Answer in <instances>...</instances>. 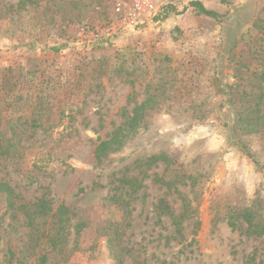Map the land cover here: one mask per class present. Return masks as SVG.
Returning <instances> with one entry per match:
<instances>
[{"label":"rangeland","instance_id":"obj_1","mask_svg":"<svg viewBox=\"0 0 264 264\" xmlns=\"http://www.w3.org/2000/svg\"><path fill=\"white\" fill-rule=\"evenodd\" d=\"M238 1L0 0V264H264V6L227 35Z\"/></svg>","mask_w":264,"mask_h":264},{"label":"trees","instance_id":"obj_2","mask_svg":"<svg viewBox=\"0 0 264 264\" xmlns=\"http://www.w3.org/2000/svg\"><path fill=\"white\" fill-rule=\"evenodd\" d=\"M192 6L196 7L202 14L206 15V16H209V17H212V18H217V15L214 13V12H211V11H207L200 3L198 2H195L192 4ZM173 7H171V5L169 4H166L164 6L161 7V10L159 11V13L154 16V21H157V20H163L165 19L166 17H168V15L173 12ZM106 147V143L105 142H101L96 150H95V153L96 155L99 157L100 156V153L103 152V150L105 149ZM165 161L166 158L164 156H153L151 157L150 159H148V161L154 163V162H158V161ZM0 193L1 194H5L8 198L12 196V190L4 183H1L0 182ZM40 213L41 214H46V203L42 200L40 201ZM243 218H244V221L245 223L248 225V229H251L252 233L253 234H256L258 236H261L264 238V225H256V224H253V221L250 217V214L249 213H245L243 215ZM234 219V216L233 214H230L228 216V221H230V225H234L233 223H231V221Z\"/></svg>","mask_w":264,"mask_h":264},{"label":"flooded vegetation","instance_id":"obj_3","mask_svg":"<svg viewBox=\"0 0 264 264\" xmlns=\"http://www.w3.org/2000/svg\"><path fill=\"white\" fill-rule=\"evenodd\" d=\"M264 6V0H239L237 4L232 8L233 15L237 12L240 14V19L235 16L226 20L224 24L229 28L227 35L237 27L239 21H245L248 18H253L254 14Z\"/></svg>","mask_w":264,"mask_h":264},{"label":"built area","instance_id":"obj_4","mask_svg":"<svg viewBox=\"0 0 264 264\" xmlns=\"http://www.w3.org/2000/svg\"><path fill=\"white\" fill-rule=\"evenodd\" d=\"M130 23L139 22L147 14L158 11L162 6L169 3V0H128Z\"/></svg>","mask_w":264,"mask_h":264},{"label":"water","instance_id":"obj_5","mask_svg":"<svg viewBox=\"0 0 264 264\" xmlns=\"http://www.w3.org/2000/svg\"><path fill=\"white\" fill-rule=\"evenodd\" d=\"M234 6H235V5H234ZM234 6H233V7H234Z\"/></svg>","mask_w":264,"mask_h":264}]
</instances>
